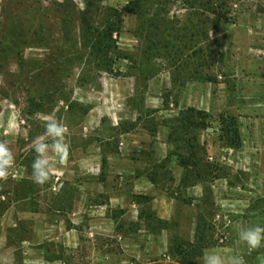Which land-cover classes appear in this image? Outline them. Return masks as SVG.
Instances as JSON below:
<instances>
[{
	"label": "rangeland",
	"instance_id": "obj_1",
	"mask_svg": "<svg viewBox=\"0 0 264 264\" xmlns=\"http://www.w3.org/2000/svg\"><path fill=\"white\" fill-rule=\"evenodd\" d=\"M45 117L69 154L40 186ZM0 143V264H264L239 238L264 227V0H0Z\"/></svg>",
	"mask_w": 264,
	"mask_h": 264
},
{
	"label": "clouds",
	"instance_id": "obj_2",
	"mask_svg": "<svg viewBox=\"0 0 264 264\" xmlns=\"http://www.w3.org/2000/svg\"><path fill=\"white\" fill-rule=\"evenodd\" d=\"M42 127L45 129L44 134L32 141L34 158L31 162L32 180L40 186L49 181L56 171L57 163L64 164L69 154L66 125L54 118L45 117ZM14 166V154L6 143H0V181L8 179ZM239 238L247 243L249 249H256L264 242V227L255 226L242 230ZM203 264H243V260L234 256L226 261L219 254L205 252Z\"/></svg>",
	"mask_w": 264,
	"mask_h": 264
},
{
	"label": "trees",
	"instance_id": "obj_3",
	"mask_svg": "<svg viewBox=\"0 0 264 264\" xmlns=\"http://www.w3.org/2000/svg\"><path fill=\"white\" fill-rule=\"evenodd\" d=\"M89 25L90 24H89L88 19H86L83 16L81 20V26H82V29L85 35H87V33L90 34V32H88V30H90ZM113 25H115L113 22L108 21L106 25L104 26L103 31L99 32L97 35H94L95 37L92 40L91 47L94 49V51H96V53L99 56L103 58L108 56L109 51L112 50V47L115 43V41H113V35H114ZM227 122L228 124L225 127V133L227 134L226 139H227L229 147H234L236 142L239 141L238 140L239 136H238L237 130L235 129V125H236L235 120L234 118H226V119L221 120V123L223 124ZM230 125H232L233 128H231Z\"/></svg>",
	"mask_w": 264,
	"mask_h": 264
}]
</instances>
